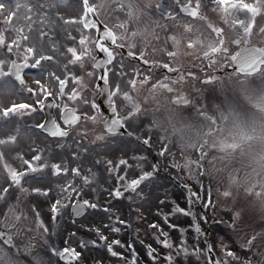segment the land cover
<instances>
[{
  "label": "rangeland",
  "instance_id": "374dc122",
  "mask_svg": "<svg viewBox=\"0 0 264 264\" xmlns=\"http://www.w3.org/2000/svg\"><path fill=\"white\" fill-rule=\"evenodd\" d=\"M135 1L126 8L138 17L143 8ZM4 2L0 0L1 27L7 24L10 12ZM111 2L117 5L116 0ZM247 6L254 26L253 43L264 46V1L249 0ZM82 8L83 0H78L79 15ZM30 15H26L28 23L33 18ZM248 15L243 19L249 20ZM134 25L143 39L150 32L139 18ZM8 60V56L0 58V66ZM2 81L9 84L7 76ZM206 87L205 111L187 130L168 118L159 123L152 119V127L146 120L140 121L138 130L130 129L133 134L138 131V145L129 139L93 145V139L83 137L48 138L41 133L40 120L30 116L32 112H13L14 103L0 95V228L10 232L14 243L7 247L0 239V264H41L38 253L45 245L81 251L78 238H86L82 230L93 226L107 229L106 241L95 238L97 245L126 240L114 245L124 255L108 264H124L135 237L141 240L138 264H164L144 253L157 234L150 227L154 220L162 222L170 234V246L181 244L179 229L187 237L180 247L181 254H188L183 264H199L206 258L209 239L213 247L218 246L211 249L215 254L222 251L220 258L231 249L233 264H264V68L249 77L226 75ZM150 127L156 129L152 135L140 136ZM178 180L191 186L195 200L186 198L176 185ZM137 185L135 192L126 191ZM114 190H120L121 198L115 197ZM161 200L164 204L158 215ZM76 201L90 204L88 214L80 220L71 217ZM130 205L138 207V215L131 212ZM177 207L188 210L189 216L177 212ZM172 224L178 227L174 229ZM115 228L120 231L114 233ZM168 251L172 254L176 249ZM83 253L96 255L94 247ZM48 263L76 264L74 260L59 262L55 256Z\"/></svg>",
  "mask_w": 264,
  "mask_h": 264
},
{
  "label": "flooded vegetation",
  "instance_id": "af4514ba",
  "mask_svg": "<svg viewBox=\"0 0 264 264\" xmlns=\"http://www.w3.org/2000/svg\"><path fill=\"white\" fill-rule=\"evenodd\" d=\"M94 2L83 3L79 15L78 0H5L10 12L7 24L0 26L4 51L0 58L9 57V63L0 66L2 98L26 103L30 116L42 123L46 105L54 106V117L67 130V138L93 139V145L115 139L138 145V131L128 129L138 130L139 119L150 122L153 116L189 128L205 109L209 79L218 80L220 70L224 75L222 68L240 49L236 42L252 38L251 24L234 19L233 10L240 8L230 0L223 5L206 0H142V20L151 28L144 39L134 25L138 17L128 9L133 5H125L132 0H116L117 5L105 0L101 11ZM29 13L30 24L25 20ZM97 20L109 29L105 39L98 36ZM168 24L181 31L172 34L165 29ZM20 73L22 80L15 78ZM116 128L127 131H107ZM153 132L148 128L142 135ZM93 227L82 230L86 238H78L88 243L85 250L92 251L95 238L100 241L98 227ZM106 230L99 235L106 236ZM137 252H126L124 264H136ZM216 254L220 258L222 251ZM232 263L224 259V264Z\"/></svg>",
  "mask_w": 264,
  "mask_h": 264
},
{
  "label": "snow or ice",
  "instance_id": "6c2138e0",
  "mask_svg": "<svg viewBox=\"0 0 264 264\" xmlns=\"http://www.w3.org/2000/svg\"><path fill=\"white\" fill-rule=\"evenodd\" d=\"M143 183V182H141ZM140 185H137L133 189H127L128 192H135L138 190ZM115 197L121 198V192L120 190H114ZM188 199L194 200L195 197L193 195H189ZM164 204V201L161 200L160 204H158V215H159V207L160 205ZM107 211V207L104 209ZM176 211L179 213H182L186 216H189L188 210H186L183 207H177ZM206 220L207 217H204ZM117 220L119 221L120 218L117 217ZM163 221L169 222L168 216H163ZM121 223H124L123 221H120ZM153 229H156L155 235L152 236V243H148L146 248L144 249V253L147 257L150 258V260L155 261L157 259L163 260L164 264H174L173 256L175 257V262H178V264H183V260L187 258V253H180V247L181 244L186 241L187 237L182 233L179 229V240L181 241V244L178 245H169L167 237H170V234L166 231H164L163 223H158L157 221H153V223L150 225ZM172 228L176 229L178 226L175 224L171 225ZM196 229H194L195 231ZM99 229H95V232L97 233L98 239L100 241H106V237L104 235H99ZM112 231L119 232V228L112 229ZM187 231V230H185ZM81 251H77L74 247H63L62 249L58 248L57 246H48L45 245L44 248L39 250L38 253V259L40 260L41 264H47V260L50 256H55L57 260L60 261H67V260H74L76 264H79L81 258L84 260V264H108V262L113 259L114 257H122L124 255L123 252H118L114 250V245H119L121 242L119 239L114 240L111 244H105L104 246L97 245V241L93 240L91 242V245L94 247L96 255L94 256H88L83 253V249L88 248V243L84 240H81L80 242ZM153 243H155L156 247H153ZM170 247H175L176 251L172 254L169 253L168 249ZM151 249V251H149ZM159 249V251H157ZM157 252H159V255H157ZM133 260H136V264H138V259L136 256H133Z\"/></svg>",
  "mask_w": 264,
  "mask_h": 264
},
{
  "label": "water",
  "instance_id": "95a60500",
  "mask_svg": "<svg viewBox=\"0 0 264 264\" xmlns=\"http://www.w3.org/2000/svg\"><path fill=\"white\" fill-rule=\"evenodd\" d=\"M264 62V51L261 49L250 46L238 57L236 61L237 69L241 70L243 73H249L257 71L260 65ZM82 207L79 204L75 206V213L81 212ZM84 211V208H83ZM83 213V212H81ZM4 232V231H3ZM4 240L8 242V234L6 232Z\"/></svg>",
  "mask_w": 264,
  "mask_h": 264
}]
</instances>
